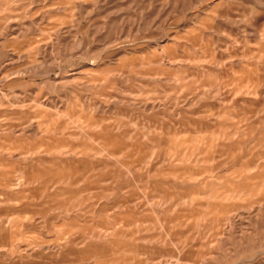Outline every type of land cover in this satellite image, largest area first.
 I'll use <instances>...</instances> for the list:
<instances>
[{
  "label": "rangeland",
  "instance_id": "rangeland-1",
  "mask_svg": "<svg viewBox=\"0 0 264 264\" xmlns=\"http://www.w3.org/2000/svg\"><path fill=\"white\" fill-rule=\"evenodd\" d=\"M0 264H264V0H0Z\"/></svg>",
  "mask_w": 264,
  "mask_h": 264
}]
</instances>
